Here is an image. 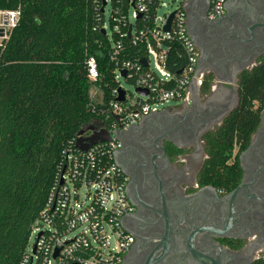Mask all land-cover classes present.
I'll use <instances>...</instances> for the list:
<instances>
[{"label":"flooded vegetation","instance_id":"obj_1","mask_svg":"<svg viewBox=\"0 0 264 264\" xmlns=\"http://www.w3.org/2000/svg\"><path fill=\"white\" fill-rule=\"evenodd\" d=\"M211 7L185 6L199 52L190 103L118 131L128 202L120 228L130 240L119 264H264V104L247 145L234 150L240 180L215 187L204 177L206 137L237 109L240 77L264 61V0H228L216 19Z\"/></svg>","mask_w":264,"mask_h":264},{"label":"trees","instance_id":"obj_2","mask_svg":"<svg viewBox=\"0 0 264 264\" xmlns=\"http://www.w3.org/2000/svg\"><path fill=\"white\" fill-rule=\"evenodd\" d=\"M95 8L94 0H0V10L21 11L0 46V264L23 262L33 225L44 226L49 199L65 194L59 178L67 170V149L76 151L78 133L98 117L90 106L89 57H96L102 88L109 91L116 63L109 60L110 42ZM129 45L126 59L137 56ZM178 59L168 65L172 72L186 62ZM263 104L264 61L240 77L237 109L206 137V184L240 180L234 150L247 145ZM99 165H108V158ZM80 187L74 183L75 194Z\"/></svg>","mask_w":264,"mask_h":264},{"label":"built area","instance_id":"obj_3","mask_svg":"<svg viewBox=\"0 0 264 264\" xmlns=\"http://www.w3.org/2000/svg\"><path fill=\"white\" fill-rule=\"evenodd\" d=\"M190 1L183 0L174 12L159 15V10L166 7L163 0H104L105 5L102 0H94L95 10L103 17L100 31L105 32L110 42L109 60L116 66L106 92L102 88L96 57L91 56L86 62L87 78L92 84L90 106L98 115L90 126L107 131L113 140L95 145L87 152L76 147V140L77 152L67 149V170L59 178L65 183V194L49 199L41 213L45 227L33 232L37 234V252L34 248L28 250L21 264L120 263L130 240L120 228V219L128 202L114 159L119 147L117 132L128 130L151 114L169 110L160 109L166 103H190L191 85L199 79L196 75L199 52L187 33L185 6ZM227 1L212 0L210 19L223 14ZM172 14L170 30L166 31ZM20 17V9L0 10V46L9 40ZM125 43L135 49L137 56L126 59ZM177 55L186 62L177 67V72H172L168 65ZM143 60L147 66L142 64ZM121 79L133 84L134 91L121 87ZM120 90L124 92V101H118ZM102 157L108 158V165H99ZM77 181L81 186L86 184L95 189L87 204L78 203V194L72 188ZM57 221H61L62 229L57 226ZM70 234H73L71 238L68 237ZM110 235L117 238L114 251L110 249ZM57 250L58 256L54 258Z\"/></svg>","mask_w":264,"mask_h":264},{"label":"rangeland","instance_id":"obj_4","mask_svg":"<svg viewBox=\"0 0 264 264\" xmlns=\"http://www.w3.org/2000/svg\"><path fill=\"white\" fill-rule=\"evenodd\" d=\"M163 2L166 4V7H163V8H161L159 10V15H165L167 13L174 12L177 9V7L180 5V3L183 2V0H163ZM105 18L108 21L109 10L106 12ZM120 85L125 90H128L130 92L134 91L133 84H131V83H129V82L123 80V79L120 80ZM179 106H181V104L178 103V102H169V103H166L164 106H162L160 109L161 110L162 109H170V108H176V107H179ZM94 191H95L94 188H90L86 184H83L77 190L78 200H79L78 203L79 204H83V203L87 204L90 201V199H92ZM72 194H73V191H72ZM88 197H89V200H88ZM43 227H45V226H43ZM37 228H39V229L42 228V226L38 225V222H36L33 225V230H35ZM73 234L68 235V237L71 238L73 236ZM36 236H37V234L35 232L32 235V237L30 238L29 244H28L29 250H32L33 245L35 244L36 239H37ZM116 248H117V238L115 236H113V235H110V249L114 251V250H116Z\"/></svg>","mask_w":264,"mask_h":264},{"label":"water","instance_id":"obj_5","mask_svg":"<svg viewBox=\"0 0 264 264\" xmlns=\"http://www.w3.org/2000/svg\"><path fill=\"white\" fill-rule=\"evenodd\" d=\"M102 1L104 2V0H102ZM194 1L195 0H191L190 2H188L186 4V7L189 3L194 2ZM104 5H105V2H104ZM173 16H174V14H172L170 19H169L168 25L165 28L166 31L170 30L171 22L173 20ZM103 33H105V32H103ZM142 64L144 66H147V62L145 60L142 61ZM178 73H181V71ZM122 75L125 77L126 73L123 72ZM196 75L198 78L199 77L198 72L196 73ZM218 82L221 83L222 85L226 86V87H232V85H233L232 83H230L228 81H218ZM197 84H198V80H195L193 82V84L191 85V87H194ZM138 91L140 93H142L143 95H147V92L140 91V90H138ZM118 101H124V92L122 90H120V98L118 99ZM86 131H89L92 134L89 137H84L85 131L84 130L80 131L78 133V139H77V143H76V147L79 148L82 152H87L91 147H93L95 145L111 142L113 140L107 131H105V130L98 131V126H89ZM117 136H118V132H117ZM57 256H58V250L55 252L54 258H56Z\"/></svg>","mask_w":264,"mask_h":264}]
</instances>
